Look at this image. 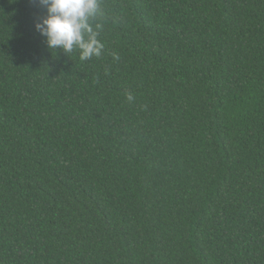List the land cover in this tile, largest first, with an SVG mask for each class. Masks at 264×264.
I'll return each instance as SVG.
<instances>
[{
	"label": "trees",
	"instance_id": "obj_1",
	"mask_svg": "<svg viewBox=\"0 0 264 264\" xmlns=\"http://www.w3.org/2000/svg\"><path fill=\"white\" fill-rule=\"evenodd\" d=\"M100 6L81 61L0 0V264H264V0Z\"/></svg>",
	"mask_w": 264,
	"mask_h": 264
},
{
	"label": "clouds",
	"instance_id": "obj_2",
	"mask_svg": "<svg viewBox=\"0 0 264 264\" xmlns=\"http://www.w3.org/2000/svg\"><path fill=\"white\" fill-rule=\"evenodd\" d=\"M46 8V16L34 27L50 49L59 48L65 54L79 52L81 61L99 58L104 44L99 39L104 13L100 0H35ZM119 59L118 56H114ZM128 100L133 96L128 94Z\"/></svg>",
	"mask_w": 264,
	"mask_h": 264
}]
</instances>
